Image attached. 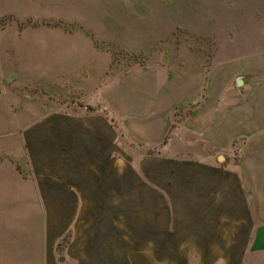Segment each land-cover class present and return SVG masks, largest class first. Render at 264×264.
Instances as JSON below:
<instances>
[{"label": "crops", "instance_id": "1", "mask_svg": "<svg viewBox=\"0 0 264 264\" xmlns=\"http://www.w3.org/2000/svg\"><path fill=\"white\" fill-rule=\"evenodd\" d=\"M180 4L161 24L198 26L180 48L157 30L166 54L105 93L115 119L48 113L18 132L24 160L0 153V264L264 260V79L238 85L254 61L221 42L208 48L200 27L227 33L253 11L264 23V0ZM173 127L181 140L167 139Z\"/></svg>", "mask_w": 264, "mask_h": 264}, {"label": "rangeland", "instance_id": "2", "mask_svg": "<svg viewBox=\"0 0 264 264\" xmlns=\"http://www.w3.org/2000/svg\"><path fill=\"white\" fill-rule=\"evenodd\" d=\"M197 1L0 0L1 158L24 160L18 132L48 113L101 112L115 119L105 105V93L122 77L147 68L158 52L166 54L170 40L153 39L157 30L173 31V46L180 48L182 37L198 25L166 27L161 21L172 12L181 14L180 3ZM251 17L248 23L227 25L232 27L227 33L223 25L200 27L208 48L221 42L222 49L228 46L237 52L239 63L254 61L248 66L251 71H241L237 78L262 80L264 71L256 70L261 57L256 54L264 52V23L255 11ZM215 35H222L220 41ZM210 52L207 49V61ZM177 129L171 128L167 139L181 140ZM163 151L156 147L151 153L166 154ZM66 240L59 243L58 256ZM249 264H264V260L254 256Z\"/></svg>", "mask_w": 264, "mask_h": 264}, {"label": "water", "instance_id": "3", "mask_svg": "<svg viewBox=\"0 0 264 264\" xmlns=\"http://www.w3.org/2000/svg\"><path fill=\"white\" fill-rule=\"evenodd\" d=\"M236 82L238 85L241 84V78H237ZM220 160H222V159L220 158Z\"/></svg>", "mask_w": 264, "mask_h": 264}]
</instances>
